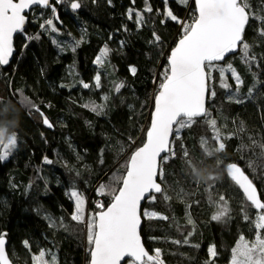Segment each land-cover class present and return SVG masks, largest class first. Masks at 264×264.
Segmentation results:
<instances>
[{
	"label": "trees",
	"instance_id": "1",
	"mask_svg": "<svg viewBox=\"0 0 264 264\" xmlns=\"http://www.w3.org/2000/svg\"><path fill=\"white\" fill-rule=\"evenodd\" d=\"M51 1L57 6L58 27L69 25L71 31L45 32L40 24L52 11H36V20L15 38L13 62L0 67V129L5 130V138L15 134L18 141L10 158L0 161V233L7 234L14 264H34L32 257L41 249L51 250L58 264H89L92 246L86 241L85 223L71 219L75 204L69 191L76 186L96 196L94 187L109 185L114 174L123 173L128 156L145 142L154 96L182 28L163 14L162 0H149L153 12L144 14L143 26L127 13L142 11L145 0H79L81 8L76 11L67 7L71 0L68 5ZM250 2L257 15H264V0ZM168 7L180 21L195 12L194 3L190 7L179 0H168ZM261 26V21L251 20L244 37L258 66L251 69L240 51L220 63H232L241 74L244 83L239 92L230 77L231 89L220 86L217 73L211 82L217 94L209 99L208 109L221 129L225 150L214 151L218 144L203 119L184 129L176 141L177 157L164 165L163 186L170 199L158 195L155 203L144 205V210L169 217L144 220L142 228L146 247L160 248L165 264H205L213 244L219 253L215 264H227L239 235L253 238L238 196L245 197L224 174L228 161L239 162L264 200V149L260 147L264 144V35L257 31ZM154 32L162 43L152 42ZM105 46L110 51L100 66L95 60ZM130 67L136 68L134 75ZM97 73L100 88L94 86ZM81 82L91 87L85 89ZM121 83L124 87L117 92ZM237 99L243 102L236 103ZM92 104L104 107L93 112ZM44 117L52 127L43 123ZM201 138L208 143L202 145ZM181 144L189 157L181 154ZM45 157L52 163H45ZM210 185L213 198L224 196L230 209L229 217L220 221L212 219L217 209L209 202ZM106 197L105 206L112 199ZM246 210L255 215V210ZM189 217L193 224L187 223ZM185 236L188 244L173 243Z\"/></svg>",
	"mask_w": 264,
	"mask_h": 264
},
{
	"label": "snow or ice",
	"instance_id": "2",
	"mask_svg": "<svg viewBox=\"0 0 264 264\" xmlns=\"http://www.w3.org/2000/svg\"><path fill=\"white\" fill-rule=\"evenodd\" d=\"M162 2L165 4L163 14L181 24L182 36L167 57L168 64L162 73L159 92L154 96L155 107L150 127L146 130L145 142L132 152L123 173L114 174L109 185L101 184L97 189L98 194L111 196L110 204L105 206L99 203L97 208L100 210L89 214L86 218V200L83 194L75 188L69 193L75 204L71 219L86 224L87 240L92 246L90 264H122V262L123 264H165L160 248L154 249L152 253L146 250L142 243L141 229L144 220H168L169 217L155 211L142 210L141 203L142 201L155 203L158 195L165 201L170 199L162 186L165 177L164 165L177 157L176 141L181 139L180 133L192 127L199 119H203L211 129L212 140L218 144L214 151L225 150L221 129L206 107V100L214 98L217 94L211 84L214 73L218 74L220 86L224 89L232 88L227 82L230 75L238 93L240 85L244 83L241 74L232 63L219 62L226 61L229 54H234L238 50L245 64L256 60L255 55H250L251 45L244 38L246 26L251 20L261 21L262 26L257 31L264 35V15H257L252 10L250 0H194L195 12L191 22L180 21L168 7V0ZM179 2L187 4L188 0H179ZM34 7L50 8L53 15H56V8L50 0H0V65L9 64L14 53L13 35L24 32L25 24L28 22L25 13ZM70 7L76 11L81 8V4L79 0H71ZM157 11L161 10L157 9ZM151 12L153 8L150 2L145 0V8L142 11L129 9L127 15L130 20L135 18L138 26H143L144 14ZM56 19L59 17L56 16ZM161 23L164 21L162 20ZM46 26L51 32L59 31L53 19H47L40 24L42 29ZM38 38V36L28 37L29 40ZM152 42L162 43L160 36L155 32ZM109 51L107 46L101 49L95 63L103 66ZM130 71L134 75L136 68L130 67ZM94 81V86L100 88L99 73L94 77ZM81 83L85 89L91 87L88 83ZM122 87H124L123 83L116 85V91L118 92ZM248 95L249 97L252 95L251 89L248 90ZM229 99H232L231 95ZM25 102L35 107L27 101V98ZM235 102L243 101L237 99ZM103 107L104 105L92 104L91 110L99 112ZM43 123L48 127L53 126L47 117L43 118ZM132 143L134 144L135 141ZM207 143V139L201 138L202 145ZM17 144L15 134L5 139V130L0 129V161L8 159L17 148ZM260 147L264 149V144ZM180 152L185 158L190 155L183 144L180 145ZM212 154L213 152H208V155ZM44 160L45 163H52L47 157ZM226 172L242 189L246 201L249 202L248 208L255 210V215L252 216L248 214V210L241 209L244 213L243 219L251 225L254 235L251 240L243 233L239 235L231 249L229 264H264V200L258 193L253 179L238 164H228ZM209 179L216 178L209 177ZM114 184H118L119 187H113ZM212 187L213 185L209 186V202L217 209L212 219L220 221L229 217L230 209L224 196L213 198ZM187 223L193 224L190 217ZM52 225L55 226V221H52ZM6 235V233L0 234V264H12L6 250ZM191 235L192 232L187 233V236ZM187 236L183 241L174 240L173 243L188 244ZM23 243L26 247H30L28 241ZM218 255L217 246L210 245L205 264H215ZM46 256L49 259H46ZM32 259L34 264H58L51 250L41 249Z\"/></svg>",
	"mask_w": 264,
	"mask_h": 264
},
{
	"label": "rangeland",
	"instance_id": "3",
	"mask_svg": "<svg viewBox=\"0 0 264 264\" xmlns=\"http://www.w3.org/2000/svg\"><path fill=\"white\" fill-rule=\"evenodd\" d=\"M193 3H194V0H188V3L187 4H189L190 5V7L193 5ZM61 4H66V5H68V0H63V2H61ZM70 6V4L67 6V7H69ZM57 7V6H56ZM55 7V8H56ZM189 7V8H190ZM191 10V9H190ZM57 8H56V15H53V13L47 18V19H53V22L56 24V27L59 29V31H58V34L59 35H61V34H63V32H61V29L58 27V24H57V22H56V16H57ZM33 16V15H32ZM41 15H38V17H40ZM192 16L190 15L189 16V18L188 19H184V20H182V21H184V22H191V20H192ZM46 19V20H47ZM36 20V11L34 12V16H33V22ZM182 28V27H181ZM42 29V28H41ZM45 32H49V33H53V32H51L50 30H49V28H48V26H46L44 29H43ZM181 33H182V29H181ZM238 54V53H237ZM215 74V73H214ZM227 75V74H226ZM229 77L231 78V76L229 75ZM232 79V78H231ZM235 85V84H234ZM235 86H233V88H234ZM12 135V134H11ZM10 135V136H11ZM8 137V136H7ZM7 137L5 138V139H7ZM132 154V153H131ZM130 154V155H131ZM10 158V157H9ZM8 158V159H9ZM8 159H6V160H4V161H7ZM127 162V161H126ZM76 189V190H78L80 193H82L79 189H78V187H76V186H73V187H71V189H70V191L69 192H71L73 189ZM99 188V187H98ZM83 194V196L85 197V200H86V204H85V215H86V218H87V216L89 215V214H92V213H96L97 212V205L99 204V203H104L108 198L106 197L107 195H100V194H98V191H97V194H96V196H92V195H86V194H84V193H82ZM74 200V199H73ZM93 203V205H91ZM149 208V207H148ZM145 210H147V209H145ZM149 211V210H148ZM86 225V224H85ZM86 241H87V231H86Z\"/></svg>",
	"mask_w": 264,
	"mask_h": 264
},
{
	"label": "water",
	"instance_id": "4",
	"mask_svg": "<svg viewBox=\"0 0 264 264\" xmlns=\"http://www.w3.org/2000/svg\"><path fill=\"white\" fill-rule=\"evenodd\" d=\"M50 3L52 4V1L50 0ZM36 8H41V7H34V8H32L31 10H29V11H27L26 13H25V15L28 17V22L25 24V30H26V28L28 27V25H29V23H30V21H31V19H30V16H31V14H32V12L34 11V9H36ZM41 9H48V8H41ZM24 30V31H25ZM20 34H22V33H15L14 35H13V46H14V53H13V56L10 58V62H9V64L8 65H0V67L1 68H7V67H9L10 65H11V63L13 62V60H14V58H15V55H16V45H15V38L18 36V35H20ZM180 39V38H179ZM178 39V40H179ZM178 40L176 41V43L178 42ZM176 43H175V45L172 47V48H174L175 46H176ZM171 51V50H170ZM239 52V50L236 52V53H234V54H229L228 56H227V58H226V60L228 59V58H230L231 56H233V55H236L237 53ZM167 62H168V60H167ZM219 63H223V62H219ZM208 102H209V100H206V107L208 108ZM154 107H155V105H154ZM154 107H153V109H152V113H151V118H152V114H153V112H154ZM150 124H151V119H150ZM150 124H149V127H150ZM145 139H146V135H145ZM142 146V145H141ZM242 169H244L241 165H239ZM244 171H245V169H244ZM246 172V171H245ZM246 174H248L247 172H246ZM251 179H252V177L251 176H249ZM158 182H160V180L158 179ZM254 182V181H253ZM254 184L256 185V187H257V190H258V193H260V189H259V187H258V185L254 182ZM162 186H163V184H162ZM164 187V186H163ZM241 191H242V189H241ZM242 193H243V191H242ZM260 195H261V193H260ZM261 198H262V196H261ZM263 200V199H262ZM147 201H142V203H141V208H142V210H144V205H145V203H146ZM143 225H144V222H143V224H142V228H143ZM141 238H142V243L144 244V246H145V248H146V250H148L149 251V253H150V250L146 247V245H145V243H144V239H143V235H142V229H141ZM6 241H7V243H6V250H7V252H8V247H7V245H8V239H7V237H6ZM8 254H9V252H8ZM9 258H10V255H9ZM10 260L12 261V264H14V261L10 258ZM90 260H91V256H90V253H89V264H90ZM122 264H123V262H122Z\"/></svg>",
	"mask_w": 264,
	"mask_h": 264
},
{
	"label": "bare ground",
	"instance_id": "5",
	"mask_svg": "<svg viewBox=\"0 0 264 264\" xmlns=\"http://www.w3.org/2000/svg\"><path fill=\"white\" fill-rule=\"evenodd\" d=\"M62 30V32L64 33V34H67V33H69L70 31H71V29H70V26L69 25H65L64 27H63V29H61ZM169 54H170V52H169ZM131 155H129L128 156V159H129V157H130ZM45 161V160H44ZM230 163H236V164H238V165H241L239 162H237V161H228V163L225 165V177L229 180V182H228V184L232 187V184H231V182H230V178H229V176L227 175V172H226V167H227V165L228 164H230ZM242 166V165H241ZM243 167V166H242ZM244 168V167H243ZM98 189V186H95L94 187V190H97ZM239 198H240V203H241V206H242V208H244V209H246L247 207H248V202L246 201V199L245 198H243L242 196H238ZM0 234H5V232H2V233H0ZM7 237V236H6ZM11 258V257H10ZM12 259V258H11Z\"/></svg>",
	"mask_w": 264,
	"mask_h": 264
},
{
	"label": "flooded vegetation",
	"instance_id": "6",
	"mask_svg": "<svg viewBox=\"0 0 264 264\" xmlns=\"http://www.w3.org/2000/svg\"><path fill=\"white\" fill-rule=\"evenodd\" d=\"M52 5H53V3H52ZM38 10H50V8H48V9H41V8H36V9H34V11L32 12V14H31V16H30V19H31V21L30 22H32V19H33V16H34V12L35 11H38ZM48 12V11H47ZM33 15V16H32ZM250 55H255V52H254V50H252L251 48H250ZM256 56V55H255ZM256 66H258V63H257V58H256V60L254 61V62H250V67H251V69H254V67H256ZM257 76V75H256ZM249 175V174H248ZM250 176V175H249ZM230 182H231V184H232V187H234V185H236L232 180H230ZM234 184V185H233ZM237 186V185H236ZM239 188V187H238ZM239 190L241 191V189L239 188ZM242 192V191H241ZM243 194V193H242ZM244 196V195H243ZM245 197V196H244ZM246 199V198H245ZM150 253H152V251H150ZM227 264H229V262L227 263Z\"/></svg>",
	"mask_w": 264,
	"mask_h": 264
}]
</instances>
